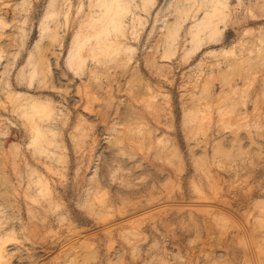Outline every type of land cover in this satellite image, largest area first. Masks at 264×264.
Instances as JSON below:
<instances>
[{
  "label": "rangeland",
  "instance_id": "rangeland-1",
  "mask_svg": "<svg viewBox=\"0 0 264 264\" xmlns=\"http://www.w3.org/2000/svg\"><path fill=\"white\" fill-rule=\"evenodd\" d=\"M0 264H264V0H0Z\"/></svg>",
  "mask_w": 264,
  "mask_h": 264
}]
</instances>
